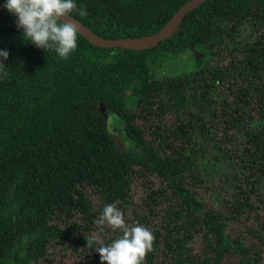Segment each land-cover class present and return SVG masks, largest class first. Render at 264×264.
<instances>
[{"label":"trees","instance_id":"obj_1","mask_svg":"<svg viewBox=\"0 0 264 264\" xmlns=\"http://www.w3.org/2000/svg\"><path fill=\"white\" fill-rule=\"evenodd\" d=\"M187 1L76 0L85 15L71 16L106 39H142ZM77 44L61 60L0 10V264H107L88 240L116 237L96 223L108 203L152 232L142 264H263L264 0H205L149 48L78 32ZM193 48L205 53L193 69L155 73ZM106 112L129 147L116 148Z\"/></svg>","mask_w":264,"mask_h":264},{"label":"clouds","instance_id":"obj_2","mask_svg":"<svg viewBox=\"0 0 264 264\" xmlns=\"http://www.w3.org/2000/svg\"><path fill=\"white\" fill-rule=\"evenodd\" d=\"M4 8L15 16V25L23 41L45 51H52L61 60L69 58L77 48V27L71 20L72 13L85 15L76 0H4ZM8 50L0 48V66L8 57ZM7 75L0 67V79ZM98 225H108L117 235L105 243L99 235H91L88 244H95L101 262L107 264H142L146 253L153 249L154 236L145 226H129L123 212L115 203L105 204L96 219ZM91 247V246H90Z\"/></svg>","mask_w":264,"mask_h":264},{"label":"rangeland","instance_id":"obj_3","mask_svg":"<svg viewBox=\"0 0 264 264\" xmlns=\"http://www.w3.org/2000/svg\"><path fill=\"white\" fill-rule=\"evenodd\" d=\"M205 53L204 51L200 50V49H195L193 48L192 50H187L183 53H179V54H169L167 55V57L164 59L163 62H161V64L159 63V65H155V73L156 72H162V73H167L168 75L171 74H180L184 71L193 69V67L196 64V61L202 57H204ZM106 119H107V127L108 130L110 131V134L112 135L114 141H115V146L117 149L122 150L125 149L127 147H129L130 143L128 142V140L126 139V136L124 135V131H123V124L121 121L118 120V118L109 112L105 113ZM250 216L246 217V215L244 214L245 217L242 218L243 222H247L248 224L252 223L250 228L252 226L258 225V223H256L255 219H254V210H250ZM259 221L261 220V218L258 219ZM244 228L243 223L238 222V223H232L231 228L229 229V231L232 234H236L239 233V231ZM248 239L252 242H256V238L251 235L248 234ZM202 244L199 238H197L196 240H194L193 244H192V249L193 252H199L201 251ZM264 264V262H263Z\"/></svg>","mask_w":264,"mask_h":264},{"label":"water","instance_id":"obj_4","mask_svg":"<svg viewBox=\"0 0 264 264\" xmlns=\"http://www.w3.org/2000/svg\"><path fill=\"white\" fill-rule=\"evenodd\" d=\"M205 0H189L182 4L170 17L167 23L159 30L155 35L151 37H146L142 39H132V38H125V39H117L111 40L100 37L92 32L89 28H87L84 24H82L79 20L75 19L74 17L64 16L62 19L64 20H71L75 23L78 33L87 38L93 45L100 46V47H122V48H131V49H144L153 47L165 38H168L173 30L175 29L179 20L187 13L196 8L199 4H201ZM4 8V0L0 1V10ZM145 39V40H143Z\"/></svg>","mask_w":264,"mask_h":264},{"label":"bare ground","instance_id":"obj_5","mask_svg":"<svg viewBox=\"0 0 264 264\" xmlns=\"http://www.w3.org/2000/svg\"><path fill=\"white\" fill-rule=\"evenodd\" d=\"M143 40H145V39H143Z\"/></svg>","mask_w":264,"mask_h":264}]
</instances>
